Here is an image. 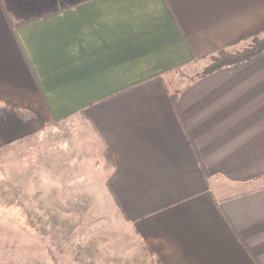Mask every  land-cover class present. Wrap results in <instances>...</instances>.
I'll list each match as a JSON object with an SVG mask.
<instances>
[{
    "label": "crops",
    "instance_id": "crops-1",
    "mask_svg": "<svg viewBox=\"0 0 264 264\" xmlns=\"http://www.w3.org/2000/svg\"><path fill=\"white\" fill-rule=\"evenodd\" d=\"M255 37L264 0H0V148L102 157L154 264H264V52L196 78Z\"/></svg>",
    "mask_w": 264,
    "mask_h": 264
},
{
    "label": "rangeland",
    "instance_id": "rangeland-1",
    "mask_svg": "<svg viewBox=\"0 0 264 264\" xmlns=\"http://www.w3.org/2000/svg\"><path fill=\"white\" fill-rule=\"evenodd\" d=\"M196 73L173 74L174 89ZM28 145L0 148V264H154L106 188L102 157L44 147L38 157Z\"/></svg>",
    "mask_w": 264,
    "mask_h": 264
},
{
    "label": "trees",
    "instance_id": "trees-1",
    "mask_svg": "<svg viewBox=\"0 0 264 264\" xmlns=\"http://www.w3.org/2000/svg\"><path fill=\"white\" fill-rule=\"evenodd\" d=\"M10 23L13 29L23 25V23L14 24L12 21ZM263 52L264 39H259L257 37L252 38L251 47L244 49L240 52H219L216 56L210 59L208 67H206L201 73H199L196 78L204 77L219 70L226 69L234 65L242 64L247 60L251 59L252 57H255Z\"/></svg>",
    "mask_w": 264,
    "mask_h": 264
}]
</instances>
